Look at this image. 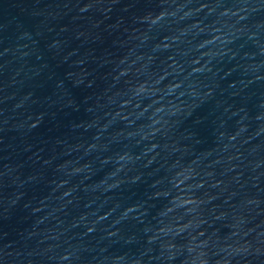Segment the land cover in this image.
Returning a JSON list of instances; mask_svg holds the SVG:
<instances>
[{
    "label": "water",
    "instance_id": "obj_1",
    "mask_svg": "<svg viewBox=\"0 0 264 264\" xmlns=\"http://www.w3.org/2000/svg\"><path fill=\"white\" fill-rule=\"evenodd\" d=\"M0 264H264V0H0Z\"/></svg>",
    "mask_w": 264,
    "mask_h": 264
}]
</instances>
